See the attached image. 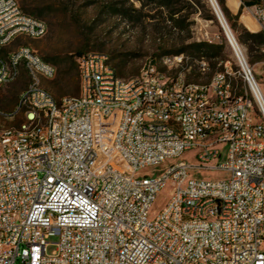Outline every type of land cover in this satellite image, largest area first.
Wrapping results in <instances>:
<instances>
[{"label": "built area", "instance_id": "1", "mask_svg": "<svg viewBox=\"0 0 264 264\" xmlns=\"http://www.w3.org/2000/svg\"><path fill=\"white\" fill-rule=\"evenodd\" d=\"M261 1L243 10L264 34ZM46 32L0 0V85L29 77L11 113L23 120L0 129V264H264V81L231 30L235 72L224 63L192 81L175 54L123 78L90 51L77 58L78 95L60 98L40 83L54 65L27 45L7 50ZM189 150L198 164L180 158ZM168 181L174 193L150 218Z\"/></svg>", "mask_w": 264, "mask_h": 264}, {"label": "rangeland", "instance_id": "2", "mask_svg": "<svg viewBox=\"0 0 264 264\" xmlns=\"http://www.w3.org/2000/svg\"><path fill=\"white\" fill-rule=\"evenodd\" d=\"M17 1L24 12L46 24L47 32L37 39L18 38L7 50L27 45L54 65L56 76L51 80L41 79L40 83L56 98L78 95L77 58L90 51L107 53L111 64L123 78L136 75L146 61L158 63L160 57L175 54H183L187 59L188 79L192 81H208L210 75L222 69L224 63H228L232 72L237 70L233 52L208 0H172L173 5L168 8L159 6L157 0ZM213 1L223 13L227 7L226 1ZM228 1L232 9L227 7L228 18H225L224 13L223 18L243 49L247 62L253 67L257 81L262 83L264 45L250 48L249 43L239 40L242 30L262 33L247 11L243 10L249 7L247 2L251 0ZM172 9L176 11L173 17L169 13ZM203 41L224 45L223 54L210 59L198 57L190 45ZM201 59L206 61L208 68L204 72L198 68ZM232 79L239 89L242 83L238 74L235 73ZM28 84L29 77L21 71L15 81L0 85V129L17 127L23 120L21 113H11L16 108L20 93ZM196 153V150L185 151L180 158L198 164ZM176 160L169 158L159 165L142 168L138 175L160 172ZM175 187L176 183L172 181L165 184L149 209L150 218L164 207ZM47 241L50 243L56 239L51 237ZM55 248V245L49 244L47 253L50 254Z\"/></svg>", "mask_w": 264, "mask_h": 264}, {"label": "trees", "instance_id": "3", "mask_svg": "<svg viewBox=\"0 0 264 264\" xmlns=\"http://www.w3.org/2000/svg\"><path fill=\"white\" fill-rule=\"evenodd\" d=\"M259 1L261 0H251L247 2V5H253V4L258 3ZM157 3L159 4V6H163L165 8H168L173 5L172 0H157ZM229 4H230V1L227 0V5L230 7ZM230 8L232 9V7ZM169 13L173 17L176 11L172 9L171 11H169ZM223 13L225 15V18H228L227 7L226 9L225 8L223 9ZM210 18H213V16ZM239 40L244 43H249L250 48H252L254 45L263 46L264 45V34L242 30L239 33ZM190 48L198 54V57L210 59V58H216V57L221 56L223 54L224 45L203 41V42L192 43L190 45Z\"/></svg>", "mask_w": 264, "mask_h": 264}, {"label": "water", "instance_id": "4", "mask_svg": "<svg viewBox=\"0 0 264 264\" xmlns=\"http://www.w3.org/2000/svg\"><path fill=\"white\" fill-rule=\"evenodd\" d=\"M208 1H209V3H210V6H211V8H212V10H213V12H214V14H215V16H216V18H217L219 24H220V26H221L223 32H224L225 34H228V33H229V27L227 26L225 20L223 19V13H222L221 10L219 9V6L217 5V6L215 7L214 4H213V2H212V0H208ZM221 17H222V18H221ZM222 20H223L224 24H223Z\"/></svg>", "mask_w": 264, "mask_h": 264}, {"label": "bare ground", "instance_id": "5", "mask_svg": "<svg viewBox=\"0 0 264 264\" xmlns=\"http://www.w3.org/2000/svg\"><path fill=\"white\" fill-rule=\"evenodd\" d=\"M212 2H213V4H214V6L216 7L217 6V4H216V1L214 2L213 0H212ZM222 18V17H221ZM224 19V18H223ZM222 22H223V20H222ZM223 24H224V22H223Z\"/></svg>", "mask_w": 264, "mask_h": 264}]
</instances>
